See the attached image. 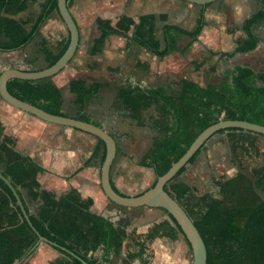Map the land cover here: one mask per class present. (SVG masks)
<instances>
[{
    "label": "trees",
    "instance_id": "trees-1",
    "mask_svg": "<svg viewBox=\"0 0 264 264\" xmlns=\"http://www.w3.org/2000/svg\"><path fill=\"white\" fill-rule=\"evenodd\" d=\"M66 2L68 6V0ZM262 2V6L241 23L240 28L247 36L246 42L242 44L237 41L232 51H221L222 54L230 56L255 47L259 37L253 27L264 20V0ZM27 3L28 0H0L1 50H11L27 44L39 32V26L47 14L52 9L57 10V0H42L39 1L40 9L35 18L15 17L27 7ZM156 16L164 19L165 13H142L137 19L122 14L117 25L126 30L131 28L124 35L159 57L176 49L180 34L189 36V43L196 40L204 23L202 12L191 29L163 22L161 39L154 32ZM98 28L100 32L91 47L92 52L101 50L110 33L108 23L99 25ZM68 40L69 35L59 50L54 52L46 46V39L41 38L38 50L43 54L45 66L59 57ZM104 84L105 82L97 80L87 82L82 77L68 80V89L74 94V101L79 109L77 115L72 117L95 124L83 110L88 97ZM6 85L18 98L49 113L66 115L62 110L61 88L51 76L35 79L11 77ZM179 85L178 90L170 94L161 85L143 87L122 83L115 87L119 105L129 111L131 118L138 121L140 112L151 106L158 113L154 125L162 137L152 142L140 161L141 165L157 170V175L181 156L200 131L220 118L247 120L264 125L263 68L254 70L246 63H239L233 67L229 77L221 82L201 84L194 79L182 77ZM225 130L230 129H221L216 133ZM231 135L232 139H239L241 136L253 138L254 134L238 131ZM97 141L90 157L95 156L101 147L102 163L105 146L100 138ZM198 151L199 149L187 163L194 160ZM37 169L38 165L33 159L17 151L14 139L3 134L0 127V172L10 180L26 211L28 208L25 198L39 202L37 213H29V219L38 234L56 243L57 247L53 248L59 252V256L48 264H83L82 260L88 264H112V257L118 255L124 246L127 249L124 264H132L134 260H138L139 264H149L145 255L147 243L157 236L174 239L177 233H182L175 219L163 209L174 226L168 220H162L155 223L153 229L142 239L131 238L125 231L130 219L114 223L101 214L82 208L79 206L80 194L74 188L56 197L51 191L40 188L34 177ZM184 169L185 166L167 182L164 189L183 207L204 241L209 238L217 246L222 256L217 263H213L207 256V264H264V199L256 192L264 191V166L253 170V181L240 173L224 181H217L222 198L199 196L189 204V209L182 202L188 200L195 188L178 179ZM113 187L121 193L114 185ZM0 191V264H13L32 249L37 235L24 219L13 192L1 178ZM225 197L230 198L229 203L224 201ZM195 209H200V219L191 217ZM99 247L103 250L101 261L92 255Z\"/></svg>",
    "mask_w": 264,
    "mask_h": 264
},
{
    "label": "rangeland",
    "instance_id": "rangeland-1",
    "mask_svg": "<svg viewBox=\"0 0 264 264\" xmlns=\"http://www.w3.org/2000/svg\"><path fill=\"white\" fill-rule=\"evenodd\" d=\"M111 1V4L108 3V0H105L104 3L107 2L108 6L114 7L116 1ZM27 4V7L20 12L21 16L23 18H35L40 9L39 1L28 0ZM116 10L118 11L119 9ZM52 13L58 15L57 10L52 9L43 22ZM74 14L78 21L79 41L70 60L62 68L72 64L75 68V70H72L74 75L84 77L88 82L95 80L105 82L103 86L88 97L83 111L88 117L90 116L89 119L91 121L103 125L107 132H112L115 137L114 139H116L115 141H117L116 145L118 144V148L121 151L123 150L125 155H127V165L113 176L112 181L113 185L123 194H139L154 182L158 173L157 170L150 166L141 165L140 161L151 147L152 142L155 139L161 138L162 135L154 125V121L158 116L154 106L141 111L140 119L137 123L134 119L126 122L127 117L122 116L119 111L120 105L115 96L116 85L122 83L138 84L143 87L161 85L170 94L178 90L182 77L194 79L201 84H206L207 82L218 83L228 78L233 67L239 63H246L254 70L264 69V20L253 27L259 40L252 49L238 51L230 56L221 53V51H232L237 45V41L243 44L247 40L246 33L239 28L238 22L237 24L227 22L225 24L228 30L226 31V36H224L222 30L217 29V32L205 33L204 38H202L205 42L197 38L189 43L190 37L180 34L177 38L176 49L159 57L151 54L142 46L127 38L124 32L129 33L131 28L126 30L118 26L116 14H112L113 16L109 18H103L99 15L96 17L98 19L95 18L91 21V15H86L79 6L76 10L74 9ZM163 20H167L166 14L164 19L156 16L154 32L161 39V23ZM106 23L109 24L110 33L102 44L101 50L99 52H92L91 47L100 32L98 26ZM51 29L55 30L54 27ZM65 31L68 36L67 27H65ZM46 34V46L52 51H58L63 43L60 45L57 35L52 34L51 31ZM40 40L41 38L36 34L24 46L17 47L8 52L0 51V70L9 66L23 69L44 66L43 54L38 50ZM0 106L8 108V110L0 108V117L4 119L3 122L0 120V127L1 132L5 134L4 126L10 127L13 125V121L15 120L11 119L13 116L12 112L18 109L9 105L1 96ZM62 110L68 116H75L79 112L77 104L74 101V94H71L66 86L63 87ZM45 124L54 123L46 122ZM62 127L71 128L68 126ZM75 130L74 136L61 133L57 134V136L53 134L50 137L55 141L57 140L59 144H74L76 148L79 147V159L82 160L84 152L93 150L98 141L97 137L90 133L78 129ZM238 131L230 129L214 134L199 149L194 160L186 164L178 179H186L189 182L188 184L195 188L190 193L188 200L182 202L186 208L189 209V204L195 202L199 194H203L206 197L222 198L218 191L217 181H224L237 173L253 181V170L264 166V135L254 134L253 138L241 136L239 139H232L231 134ZM9 136L15 141L12 135ZM126 152L129 154H126ZM101 153V147L95 156L90 157V153L88 158L83 161V166H86V164L96 157L100 159ZM256 192L264 199V191L256 190ZM23 195L25 197L24 192ZM25 200L30 212L36 214L39 206L37 205L38 201H30L27 198ZM108 201L107 206L109 207L104 212V216L114 223H117L119 220L130 219V224L125 227L126 233L131 238L138 237L142 239L144 236L137 235L138 233L136 232L138 222L144 217V212L140 209L142 206L138 207V209H130L136 207H119V205L111 202L109 199ZM224 201L229 203L230 198L225 197ZM32 203L33 206L31 205ZM161 210L163 215L166 216V220L174 226L168 214L162 208ZM200 214V209H195L191 213V217L197 220L200 219ZM207 243L212 255V244L209 238L207 239ZM126 250L124 246L118 255H111L113 256L112 264H124L123 258ZM52 255L59 256V252L45 242H38L23 258L30 260L31 264L33 261V263L36 261L38 264H43L39 262V258L50 257ZM147 255L150 256V254ZM152 257L153 255L151 256V260ZM21 259L15 260L13 264H18ZM191 259L192 252L189 249L188 264H190ZM25 262L23 264H30V262ZM132 264L139 263H137V260H134Z\"/></svg>",
    "mask_w": 264,
    "mask_h": 264
},
{
    "label": "crops",
    "instance_id": "crops-1",
    "mask_svg": "<svg viewBox=\"0 0 264 264\" xmlns=\"http://www.w3.org/2000/svg\"><path fill=\"white\" fill-rule=\"evenodd\" d=\"M104 1L68 0V8L75 18L74 9L76 10L78 6L81 7L86 15H91V21L99 15L103 18H109L116 14L119 19L122 14H127L132 15L137 19L142 13L153 12L157 15L159 13H165L167 20H163L162 23H176L185 28H191L193 24L196 23L198 15L202 12L204 25L197 38H200L203 42H205L204 39H202L204 38L205 33H214L217 32V29L222 30L224 36H226V31L228 30L225 24L227 22L230 24H237L238 22L240 28L242 21L263 4L262 0H213L208 4H199L188 0H115L116 5L111 7L106 4L107 2L104 3ZM108 1V3L111 4L112 1ZM116 9L119 10L117 11ZM15 17L22 16L19 12ZM75 20L78 25L76 18ZM52 27H54L55 30L51 29ZM65 27L64 21L61 19L59 13L58 15L52 13L39 28L37 36L46 39V33L51 31L52 34L57 35V39L60 41L61 45L67 38ZM0 51L8 52L10 50L0 49ZM54 52L56 51L54 50ZM66 66L68 67L61 68L51 76L52 80L61 88L62 101L63 87L66 86L67 90H69L68 80L73 77H81L72 73V70H75L72 64ZM42 67H45V65L39 68ZM69 92L73 94L70 90ZM1 107L8 110L5 106H0V108ZM119 109L121 115L127 117L126 122L133 119L129 116V111L127 109H124L122 106H120ZM12 115L11 119L15 121H13V125L10 127L4 126V133L6 135H12L15 138V148L22 154L30 156L38 165V169L34 172V177L39 182L40 188L51 191L56 197H59L74 188L80 194L79 206L104 216V212L108 210L109 206L107 205L109 201L102 192L100 181L98 180V171L100 172L99 167L101 166V161L98 159L99 157L94 158L86 164V166H83V161L88 158L92 150L84 152L83 159L80 160V152H78L79 147L76 148L74 144H59L57 140L55 141L50 137L53 134L57 136V134L61 133L74 136L75 129L63 128L62 126L55 124H45L46 122L41 119L19 109L13 110ZM0 120L2 122L4 121L2 117H0ZM134 120L137 123V120ZM95 124L105 129L103 125L96 122ZM109 133L114 137L112 132ZM116 153V159H113L110 168L111 182L113 181V176L127 165V155H125L123 150L121 151L118 148V144ZM126 154L129 153L126 152ZM182 180L189 183L186 179ZM199 196L204 195H197V197ZM31 205L33 206V203ZM37 205H39V202ZM27 208L30 212L28 205ZM130 209H138V207ZM140 209L144 212V217H142L141 221L137 224V235L145 236L153 229L155 223L167 219L161 212V208L142 206ZM207 239V256H209L213 263H217L222 255L218 251L217 246L212 242V255L210 254ZM189 249L190 246L188 245L185 236L182 233H177V236L174 239L164 236L155 237L151 242L147 243L145 255L149 259V264H188ZM102 252V247H99L92 252V255L101 261ZM147 254H150V256ZM152 255L153 257L151 260ZM56 257L58 256L52 255L50 257H42L39 258V262L48 264L49 261ZM25 261L30 262L31 264V261L27 258H22L18 264L26 263ZM33 262L32 264H38L36 261L35 263ZM137 263H139L138 260Z\"/></svg>",
    "mask_w": 264,
    "mask_h": 264
},
{
    "label": "water",
    "instance_id": "water-1",
    "mask_svg": "<svg viewBox=\"0 0 264 264\" xmlns=\"http://www.w3.org/2000/svg\"><path fill=\"white\" fill-rule=\"evenodd\" d=\"M66 1L67 0H57L58 13L61 19L64 21L69 33L68 44L64 51L53 63L39 69H22L14 66L3 68L0 71V96L6 102H8L9 105L23 112L29 113L41 119L42 121L82 130L96 136L97 138H100L105 146V155L101 163L99 172L100 186L104 195L111 202L124 207L146 206L164 209L175 219L181 229L182 234L185 236L187 242L189 243L192 252V259L190 264H207V246L202 237V234L196 228L192 219L188 216L183 207L171 194H169L167 190L164 189V186L177 174V172L183 166H186L190 157L205 144L207 139L213 136L219 130L236 129L239 131H246L253 134L264 135V125L247 120L221 118L200 131L194 138V140L190 143V145L186 148V150L181 154V156H179L174 162H172L163 173L156 176L153 186L143 190L136 195H127L117 192L110 180V168L115 157L117 145L114 137L109 132H107L101 126H98L91 122H86L68 115H57L49 113L42 108L31 104V102L20 99L17 96L13 95L8 90L6 85L7 80L11 77L35 79L45 76H52L69 61L78 45L79 30L76 20L71 14ZM188 1L199 4H206L213 0ZM0 178L9 186V188L13 192L24 219L35 231L37 235L36 244L38 242H45L52 247H57L56 243L41 236L34 229L29 219L30 212L26 211L20 196L16 192V189L12 186L10 180L1 172ZM82 263L88 264L84 260H82Z\"/></svg>",
    "mask_w": 264,
    "mask_h": 264
}]
</instances>
